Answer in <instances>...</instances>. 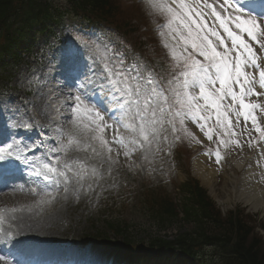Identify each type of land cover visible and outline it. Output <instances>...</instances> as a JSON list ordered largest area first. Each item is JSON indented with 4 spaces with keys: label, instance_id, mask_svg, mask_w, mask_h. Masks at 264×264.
<instances>
[{
    "label": "rangeland",
    "instance_id": "rangeland-1",
    "mask_svg": "<svg viewBox=\"0 0 264 264\" xmlns=\"http://www.w3.org/2000/svg\"><path fill=\"white\" fill-rule=\"evenodd\" d=\"M121 2L126 3L125 6H130L132 0H121ZM204 2L205 0H185V3L192 4L193 6H196L197 4L202 6ZM207 2L218 5L224 3L225 0H207ZM165 4L178 8V0H146L142 3V5H137L141 11L143 9L144 11L146 10L154 28L163 29L159 31V34L161 46L164 47L170 54V62L167 67L169 69L168 78H171L173 75L167 89V103L169 105V109L165 112L161 108L160 103L162 101L160 99V92L153 88L155 90V94L151 97V104L152 108L156 111L154 119L157 123L149 129V139L144 140L140 135L139 126L141 120L139 115L137 123L138 132L134 137H130L112 120L105 117L104 114H100L104 118L103 122L96 119L95 116L91 119L82 120L79 119L75 113L70 114L71 118L76 119V128L81 122H83L80 127L87 124L91 129V131L88 132L87 139L78 132H76L77 135L73 133L70 134V137L80 140L81 153L86 158L88 157L87 159L89 161H94L96 158L100 157L101 154H107L101 159V164L92 165L87 170L85 176H81L79 178L80 184L87 186L88 183H91L96 187V191L93 194L94 202L89 201L87 204V201L82 200L81 204L78 205L77 208L73 209L74 220L72 218V223L77 227V233L72 237L80 238L85 234H89L91 236L97 234L93 225H87L86 218L89 213L93 216L96 213L98 221L103 219L106 215H108L107 218L109 219L126 217L127 221L138 224L137 228L141 229L142 233L145 231L154 232L152 220L149 219L148 214L145 215L146 208L144 207V204L139 201L134 202V195H136L137 199L143 194V191L154 189L156 186H159L161 189L166 191L176 190L179 182L186 178V174L182 172L181 166L183 163L187 162V173L189 176L199 181V183L215 200L216 204L223 210V213L230 208L235 209L236 206H238L237 208L242 209L244 213L248 215V222L255 228L256 231H258L261 238L264 239V212L261 208L255 211L251 208V206L245 205L242 202L227 203L225 199L221 200L223 195L222 186L224 184L225 166L227 165V161L230 157L239 159V157L244 155L246 152L256 155L257 158L255 160L253 170L258 173V179L262 186H264V140L261 139L260 134L254 129L251 120L246 122L241 116L239 118V122L237 123V118L233 112H229L231 123L233 125L230 130L217 124L215 110L211 107H209L207 111L201 113V115H208L210 117L207 121H200L197 123L196 121L191 120L190 117H186L184 115L179 117L175 116V113L177 111H181L182 107L176 102L175 93L180 88L179 78L181 71L183 70L182 64L184 61V53L182 52V42L178 43V37L174 39L175 33L173 32V27L176 25H169L170 14L164 9L163 5ZM217 10L220 9L218 8ZM125 14L133 16V14L127 13L125 11V7L123 6L120 14L122 17L115 19L117 32L121 34L122 37H118L115 32L114 43L119 42V51L124 52L125 57L127 58L131 55V48L123 37L124 24L128 22L127 19L123 18ZM222 15L226 18L238 16L242 20L255 19L258 22L259 27L256 30L258 33L257 40H252L246 33L243 34V38L252 47L255 56L258 58L257 62L259 61L263 63L264 57L261 50L264 47H261V44H264V20H258L239 12V9L234 7L228 0L225 10L222 11ZM205 20L209 27L216 26L218 32L224 31L218 27L219 22L214 20L211 16H206ZM161 22H163L162 26L160 25ZM229 26L233 29V31H236L234 24H230ZM221 33L224 34L223 32ZM166 35H168L171 39L168 45L165 43ZM223 36L226 42L224 46L218 47V51H223L224 47L229 49L232 48L231 40L225 37V35ZM125 38L131 41L129 36H125ZM257 41H259V43ZM82 43L84 46L96 45L94 41L84 38ZM97 48L100 55L105 56L107 54L104 46L99 45ZM109 49L110 50L105 58L106 64L109 62L114 63L112 57L110 56L113 53V45ZM188 51H191V49L189 48ZM119 54L123 55V53ZM235 54V51L231 53L232 56H235ZM196 58L203 60V57L198 55ZM86 63L90 64L89 58H86ZM113 65L114 64H112L111 69H115ZM44 67V63H35L34 59L25 57V61L22 62L16 70L14 79L11 83L7 84L11 88L8 89L0 86V96L8 93L7 91H16L17 94L22 93L23 87L27 88V86H24L23 84V79L28 77L30 72H37L38 76H40L41 70ZM130 67L132 68V66ZM244 70L250 72L256 78L254 89L255 92L260 93V95L248 96L246 98V102L264 106V88H261L259 85V77L254 74L256 72L255 69L246 67ZM8 71L9 70L3 74L4 77L9 76ZM127 72L131 73L134 72V70ZM256 86H259L261 90L259 91L256 89ZM216 87H219L218 83ZM192 94L198 97V88L192 90ZM145 98V96L140 97V104H137V108L142 107L143 100ZM64 100L65 98L63 101ZM68 102L70 104L74 102L76 106L77 102L75 100V96L68 97ZM199 103L201 105L204 104L202 98L199 100ZM223 103L231 104L232 101L228 99ZM69 107L71 109L74 108L72 106ZM170 114H172L173 117ZM254 114L257 116L258 124L264 127L262 123V121H264V111H261L258 108L255 110ZM91 121H95V123H92ZM201 123L205 126L203 130L200 128ZM97 125H99V127H97ZM209 129L211 130L209 134L213 137L212 140H208L207 135H205V132ZM229 132L233 134L230 135ZM91 137H100V139L105 142V146L102 148L100 139L93 140ZM118 137L120 140H118ZM121 140L123 141V144H121ZM221 140L227 141V143H221ZM237 140L240 142L239 144L236 143ZM136 141L141 142V148L136 146ZM90 146L95 148V155L93 157H91L90 151L88 150ZM96 148L99 152H96ZM104 148L107 150L104 151ZM217 151L220 152L222 157L219 163H217L216 158ZM201 156L204 157V160L208 165L214 166V168L218 171L217 180L219 185H217V190L215 188L214 191H211L207 188V186L202 184V179L198 175L196 169V159ZM106 171L108 174L103 173ZM236 171L238 173L240 172L238 169H236ZM146 172L149 174V177H147ZM99 174H101L102 177L101 181H98ZM128 182L131 183L132 186H126ZM128 190H132L134 194L131 195ZM82 191L89 193L90 190L89 188H84ZM110 194L111 197L109 196ZM92 205L93 209L90 211V206ZM79 212L84 213L79 216L77 224L75 218ZM98 230L102 231L101 228ZM108 232V230H105L103 233V237L107 238L106 242H108V244L113 248L122 247L124 250L131 253L134 256V259L131 261L135 262V264H197V262L192 263L190 258L177 251L150 250L146 248L143 240L147 238H143L142 240L136 238V242H134L130 247H126L122 240L112 237V235H108Z\"/></svg>",
    "mask_w": 264,
    "mask_h": 264
},
{
    "label": "snow or ice",
    "instance_id": "snow-or-ice-1",
    "mask_svg": "<svg viewBox=\"0 0 264 264\" xmlns=\"http://www.w3.org/2000/svg\"><path fill=\"white\" fill-rule=\"evenodd\" d=\"M226 5L227 0L218 5L208 3L207 0L202 6L199 4L193 6L185 3V0H178V8L167 4L163 5L170 14L169 25H176L173 27L174 39L178 37V43L182 42V52L184 53L183 70L179 78L180 88L175 93L176 102L182 107L181 111L175 113V116L184 115L199 123L210 118L208 115H201V113L211 107L215 110L217 124L230 130L233 125L229 112H233L237 118V123L241 116L246 122L251 120L254 129L260 134L261 139H264V127L258 124L257 116L254 114L258 108L264 111V106L246 102L248 96L260 95L254 89L256 78L244 70L246 67H259L258 58L255 56L252 47L243 38V34L246 33L252 40H257L258 33L256 30L259 24L255 19L242 20L238 16L224 17L222 11L225 10ZM218 8L220 10H217ZM206 16H211L219 22L218 27L223 29L227 33V38L231 40V49L224 47L223 51H218V47L225 45V39L220 36L216 26H208L205 20ZM230 24H234L236 31L229 27ZM257 42L259 43V41ZM261 47H264V44H261ZM189 48L191 51H188ZM233 51L236 53L235 56L231 55ZM197 55L203 57V60L197 59ZM66 58L69 71L74 70L80 61L78 50L68 49ZM117 75L122 77L121 82L125 85L124 88L120 89L123 94L129 97L135 96L137 104H140L141 96L146 97L142 107L138 108L137 112L141 120L140 135L144 140H148L149 129L157 123L154 119L156 111L151 104V97L155 94V90L152 88L151 82L145 86L143 80L138 76L127 77L124 76L123 72L117 73ZM130 80L132 83H129ZM217 83L219 87H216ZM259 85L264 88V70L259 72ZM237 87L239 91H236ZM197 88L199 90L198 97L192 94V90ZM201 98L204 101L202 105L199 103ZM228 99L232 103L224 104L223 102ZM75 100L77 103L72 110L73 113H78L81 119H89L95 116L96 119L103 122V116L93 109L86 108L83 112L80 111V105L83 103L80 96H76ZM91 122L95 123V121ZM204 127V124L201 123L200 128L203 130ZM76 131L87 139L91 129L85 124L83 127L77 126ZM210 131L209 129L205 132L208 140L213 139L212 135L209 134ZM229 134L233 133L229 132ZM91 139L96 140L100 137H91ZM100 142L103 148L105 142L102 139ZM120 142L123 144L122 140ZM221 143L226 144L227 141L221 140ZM236 143L239 144L240 142L237 140ZM68 144L79 147L80 140L70 138ZM3 152L4 149L0 148V153ZM216 158L217 163L222 159L219 151L216 152ZM20 159V157H16V160ZM23 160L26 162L27 157H24ZM13 163L11 153L8 156L0 154V167ZM49 171L55 172L56 169L49 166ZM48 178L46 175L45 179ZM2 259L4 257L0 256V260Z\"/></svg>",
    "mask_w": 264,
    "mask_h": 264
},
{
    "label": "bare ground",
    "instance_id": "bare-ground-1",
    "mask_svg": "<svg viewBox=\"0 0 264 264\" xmlns=\"http://www.w3.org/2000/svg\"><path fill=\"white\" fill-rule=\"evenodd\" d=\"M113 107L114 106L110 108L113 109ZM0 110H2L1 103ZM41 112L42 101L40 98H38L33 104V107L26 111L23 116L29 119L32 115L36 114L35 116L36 119L39 120V125L41 127H45L48 125V120L46 121L45 117H41ZM125 120L128 121L127 118H125ZM21 126L22 123L20 115L14 111H11V113L7 116V121L5 126H3V130L4 128H21ZM2 134H4V132L1 128L0 136ZM250 155V152H248L239 159H233L229 161V164L225 166L226 172L221 200L225 199L232 203L239 201L244 204L251 205V208L255 210H259L261 208L264 212V186H262L258 179V173L254 172L253 170L257 157L255 155L254 157L250 158ZM71 160L75 161L72 157ZM196 169L198 175L202 178L203 184L211 188L212 191H214L215 188L217 190L218 171L214 168V166L208 165L204 160V157L201 156L196 160ZM236 169H238L241 173H238ZM56 184L62 186L66 185L64 180H57ZM67 203H71V198L68 191ZM9 210H11L10 207ZM35 211V208L32 206L31 213L21 216V212L17 209V207L12 205V210L10 213L5 214L4 216L2 215L1 217H3L7 224L6 228L13 229L15 234L10 235L8 232H1L0 244L4 245L5 247L14 245L17 248H20L24 242L23 237L27 236L30 237V240L32 241L38 238L45 244L54 245V242L61 238L60 228L66 222V217L63 218L61 215L62 212L56 210L54 207L42 214L37 212L35 213ZM19 218V222L15 221ZM74 248L76 249L73 255L76 256V261L82 262L85 258L84 251L86 248L79 249L77 245H75ZM0 256L4 257V259L0 260V264H11L9 263V260L5 254ZM86 256L88 257V253H86ZM18 263L22 262L19 260Z\"/></svg>",
    "mask_w": 264,
    "mask_h": 264
},
{
    "label": "trees",
    "instance_id": "trees-1",
    "mask_svg": "<svg viewBox=\"0 0 264 264\" xmlns=\"http://www.w3.org/2000/svg\"><path fill=\"white\" fill-rule=\"evenodd\" d=\"M91 1L99 6L105 3V0ZM12 2L14 0H0V18L10 8ZM36 3L38 1L24 0V7L29 9ZM200 206L201 208L193 207L188 217L201 215L202 218L197 223V226H200L206 218L204 214L206 211L211 220L209 231L201 229L195 232L197 236L189 235L188 239L182 238L180 241L183 245L192 248L199 244L214 245L223 251L222 264H264V241L254 232L252 226L242 220L239 213L231 212L222 218L220 212L213 209L210 204L202 201Z\"/></svg>",
    "mask_w": 264,
    "mask_h": 264
}]
</instances>
